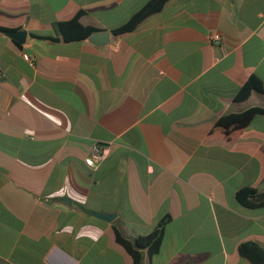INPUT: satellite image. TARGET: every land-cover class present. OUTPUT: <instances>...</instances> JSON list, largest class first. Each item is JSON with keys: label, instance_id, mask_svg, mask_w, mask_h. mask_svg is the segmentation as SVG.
Returning a JSON list of instances; mask_svg holds the SVG:
<instances>
[{"label": "crops", "instance_id": "obj_1", "mask_svg": "<svg viewBox=\"0 0 264 264\" xmlns=\"http://www.w3.org/2000/svg\"><path fill=\"white\" fill-rule=\"evenodd\" d=\"M147 1L0 0V264H132L114 226L134 239L163 224L144 264H250L239 245L264 248V209L236 200L264 190V116L211 131L264 109V0H168L114 35ZM80 12L106 45L61 40ZM251 76L262 91L236 103Z\"/></svg>", "mask_w": 264, "mask_h": 264}, {"label": "trees", "instance_id": "obj_2", "mask_svg": "<svg viewBox=\"0 0 264 264\" xmlns=\"http://www.w3.org/2000/svg\"><path fill=\"white\" fill-rule=\"evenodd\" d=\"M168 0H148L143 8L134 14L129 21L113 34L118 36L133 31L137 25L145 18L154 15L162 10ZM81 12L74 18L60 22L58 24L59 34L64 43H71L85 40L89 35L96 32L93 28L83 27L79 23ZM34 38L49 39L48 36L31 34ZM261 92V81L251 76L241 87L234 101L236 103L245 102L253 92ZM256 115L264 116V109L254 107L240 113H230L217 120L212 128V133H221L229 136L231 133L246 128ZM237 202L247 209H264V190H258L252 187H244L236 193ZM81 210L84 208L79 205ZM116 242L124 248L130 255L132 264H144L145 256L150 261L156 256L161 247L164 231L163 224H159L144 236H138L134 239L125 237L118 226L113 227ZM239 255L248 260L250 264H264V248L253 242L242 243L238 247Z\"/></svg>", "mask_w": 264, "mask_h": 264}, {"label": "water", "instance_id": "obj_3", "mask_svg": "<svg viewBox=\"0 0 264 264\" xmlns=\"http://www.w3.org/2000/svg\"><path fill=\"white\" fill-rule=\"evenodd\" d=\"M7 37L12 39L15 42L23 44L26 39V32L23 30H16V31H5L4 32ZM85 40L95 46H104L108 43L109 40V33L107 32H94L89 35ZM88 215L93 216L95 218L101 219L103 221L109 222L111 219L114 218V214H105L102 212L96 211H89L87 212Z\"/></svg>", "mask_w": 264, "mask_h": 264}, {"label": "built area", "instance_id": "obj_4", "mask_svg": "<svg viewBox=\"0 0 264 264\" xmlns=\"http://www.w3.org/2000/svg\"><path fill=\"white\" fill-rule=\"evenodd\" d=\"M208 40L210 44L214 46H218L222 42V37L219 33L213 32L208 35ZM24 60H26L29 64H33V58L26 54H23ZM106 150L101 149L99 147H94L93 154L85 160L86 165L93 166L96 162L100 161L105 155Z\"/></svg>", "mask_w": 264, "mask_h": 264}]
</instances>
